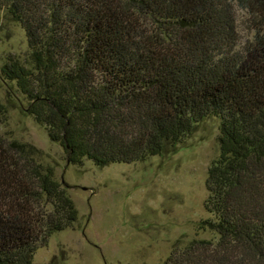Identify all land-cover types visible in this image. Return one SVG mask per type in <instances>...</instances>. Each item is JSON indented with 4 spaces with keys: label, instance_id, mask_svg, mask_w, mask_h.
Masks as SVG:
<instances>
[{
    "label": "trees",
    "instance_id": "16d2710c",
    "mask_svg": "<svg viewBox=\"0 0 264 264\" xmlns=\"http://www.w3.org/2000/svg\"><path fill=\"white\" fill-rule=\"evenodd\" d=\"M236 9L244 11L243 37ZM30 66L3 81L67 162L132 163L220 120L200 223L162 264H264V0H0ZM5 107L0 103V123ZM36 149L0 135V264H34L77 210Z\"/></svg>",
    "mask_w": 264,
    "mask_h": 264
},
{
    "label": "rangeland",
    "instance_id": "374dc122",
    "mask_svg": "<svg viewBox=\"0 0 264 264\" xmlns=\"http://www.w3.org/2000/svg\"><path fill=\"white\" fill-rule=\"evenodd\" d=\"M236 12L245 37V13ZM7 56L30 66L23 30L0 10V67ZM0 103L6 111L0 135L32 145L36 161L52 169L77 210L73 226L54 232L35 250L34 264H162L175 244L213 237L199 227L210 216L204 208L205 181L219 154L217 117L204 118L160 155L98 167L86 159L68 163L59 144L24 112L14 84L1 77Z\"/></svg>",
    "mask_w": 264,
    "mask_h": 264
}]
</instances>
